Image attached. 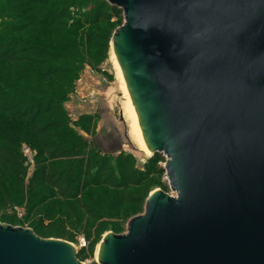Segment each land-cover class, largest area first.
<instances>
[{
  "label": "water",
  "instance_id": "1",
  "mask_svg": "<svg viewBox=\"0 0 264 264\" xmlns=\"http://www.w3.org/2000/svg\"><path fill=\"white\" fill-rule=\"evenodd\" d=\"M149 151L151 192L98 264H264V0H105ZM0 264H83L66 241L0 225Z\"/></svg>",
  "mask_w": 264,
  "mask_h": 264
},
{
  "label": "trees",
  "instance_id": "2",
  "mask_svg": "<svg viewBox=\"0 0 264 264\" xmlns=\"http://www.w3.org/2000/svg\"><path fill=\"white\" fill-rule=\"evenodd\" d=\"M114 9L104 0H0V211L23 206L40 237L65 236L54 227L61 218L88 239L117 234L153 184L132 157L100 156L64 108L90 57L93 29H114ZM23 145L37 160L26 181ZM36 216L56 223L45 229Z\"/></svg>",
  "mask_w": 264,
  "mask_h": 264
},
{
  "label": "rangeland",
  "instance_id": "3",
  "mask_svg": "<svg viewBox=\"0 0 264 264\" xmlns=\"http://www.w3.org/2000/svg\"><path fill=\"white\" fill-rule=\"evenodd\" d=\"M115 9L112 10V16H110L111 18L108 21V24L110 25L116 24L114 26V29L110 31H104L102 25H99V27L93 29V33L91 36L90 57L88 59L86 58V61L88 62H84V64L80 65L79 67L80 69L83 68L80 76H82L83 72L87 70V72L90 73V76L95 78L94 82L96 84L93 88L94 92L90 91L89 95L81 97V99L83 100H81L80 98L78 100L83 106L92 105V107L95 108L96 111L92 112L93 114H82L80 116L78 115L74 119L69 116V119L72 121H80V124L74 128V131H76L88 144H90L91 146L93 145L92 147L94 149L100 151V156L107 155L111 158H116L121 155L130 156L136 162L135 167L139 171H151L152 173L150 174V181H152L153 184L148 190L149 192L147 194V197L151 192L157 190L162 191L170 196H175L174 191L169 187L167 176L164 170L166 158L162 155H159L158 158L160 159V162L156 163V165L154 166H150L148 164L150 158H145L143 152L137 146L131 129L130 120H128V118L126 117L127 111L125 109V94L122 89L120 80L116 75L115 66L111 58V37L116 29H118L124 22L121 11L119 10L118 12ZM103 13L104 16H109V12L106 11ZM97 32H100V35H98V37L96 34ZM72 94H74V92ZM73 100L77 101L76 97L73 96ZM105 109H107L109 113H105ZM86 117H89V119H87ZM106 135H108V141L110 142L108 144L103 142L101 143V138H105L104 136ZM106 139L107 138H105V140ZM90 145L88 148L89 151L91 150ZM36 162V152H34V163L32 165H29L28 167V164L26 165V162L24 161V165L27 167L25 181L28 180L33 174V171L36 168ZM152 167H155V169L152 170ZM145 200L141 206L139 214L133 217L143 214ZM17 210H22L25 215V209L23 206H18L14 208V210L2 209L0 211V217L5 213V215L10 218H0V225L5 224L11 227L25 228L33 231L30 225V223L33 221V217L31 216L27 220L25 217L27 215L19 217ZM38 219H41L40 225L45 229H49L51 225H54L56 223V218L47 220L36 216L35 220L37 221ZM61 219L64 224L55 225L54 227L57 228L58 232H60L62 235L64 234L65 236L60 238H41L59 239L66 241L74 247L75 251H77V259L81 263L98 264V262L96 261V255L97 251L99 250L98 246L102 241V237L106 233H116H114L111 229H107L106 231L101 233L98 238L94 237L92 239H88L83 229H73V227L70 226L69 222L66 221L65 218ZM130 219L125 222L122 231L117 233L116 235H123L126 232V226Z\"/></svg>",
  "mask_w": 264,
  "mask_h": 264
},
{
  "label": "crops",
  "instance_id": "4",
  "mask_svg": "<svg viewBox=\"0 0 264 264\" xmlns=\"http://www.w3.org/2000/svg\"><path fill=\"white\" fill-rule=\"evenodd\" d=\"M94 79L95 78L91 77L90 73L87 72V70H85L83 72L82 76H80L79 80L76 83L74 94H71L70 100H68L64 104V108H65L66 112L68 113V115L70 117H72V119H74L78 115L80 116L82 114H85V115L93 114L92 112L96 111V109L93 108L92 105L83 106L78 100L79 98L81 99V97H85L86 95H89L90 91H93L94 85L96 84L94 82ZM73 96L76 97L77 101L73 100ZM106 112L109 113V111L107 109H105V113ZM104 137L107 139L105 140V138H101L102 139L101 143L103 142V143L108 144L110 142V141H108V139H109L108 135H106ZM97 142H98V140H97Z\"/></svg>",
  "mask_w": 264,
  "mask_h": 264
},
{
  "label": "bare ground",
  "instance_id": "5",
  "mask_svg": "<svg viewBox=\"0 0 264 264\" xmlns=\"http://www.w3.org/2000/svg\"><path fill=\"white\" fill-rule=\"evenodd\" d=\"M111 58H112V62L115 66V70H116V75L117 77L119 78L120 80V83H121V86H122V89L124 91V94H125V98H126V113H127V118L128 120H130V123H131V129H132V132H133V136H134V140L137 144V146L140 148V150L143 152V155L145 158H151L153 156V152L152 151H149L144 143V140H143V134H142V131L139 127V124H138V121H137V117H136V112H135V109H134V106L132 104V101L130 99V96H129V93H128V88L124 82V79H123V75H122V71H121V68L116 60V57H115V54H114V51L111 50ZM100 248V244L98 246ZM98 253H99V250L97 251V255H96V261L98 260Z\"/></svg>",
  "mask_w": 264,
  "mask_h": 264
},
{
  "label": "built area",
  "instance_id": "6",
  "mask_svg": "<svg viewBox=\"0 0 264 264\" xmlns=\"http://www.w3.org/2000/svg\"><path fill=\"white\" fill-rule=\"evenodd\" d=\"M21 153L26 162V165L28 164V167L29 165H32L34 163V152L30 147L23 145L21 147ZM17 213L19 217H22L24 215V212L22 210H17Z\"/></svg>",
  "mask_w": 264,
  "mask_h": 264
}]
</instances>
